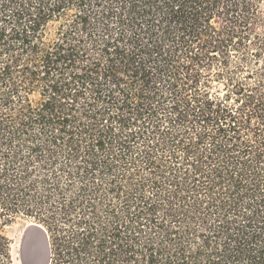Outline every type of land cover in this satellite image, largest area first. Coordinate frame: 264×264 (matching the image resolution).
Listing matches in <instances>:
<instances>
[{"label":"trees","instance_id":"trees-1","mask_svg":"<svg viewBox=\"0 0 264 264\" xmlns=\"http://www.w3.org/2000/svg\"><path fill=\"white\" fill-rule=\"evenodd\" d=\"M263 1L0 0V264H264Z\"/></svg>","mask_w":264,"mask_h":264},{"label":"rangeland","instance_id":"rangeland-1","mask_svg":"<svg viewBox=\"0 0 264 264\" xmlns=\"http://www.w3.org/2000/svg\"><path fill=\"white\" fill-rule=\"evenodd\" d=\"M264 14V1L262 4ZM212 93L223 97L225 95V81L213 82ZM36 98V96H33ZM34 220L26 217H18L10 225L3 228L5 236L11 243V255L13 264H45L46 243L41 232L30 228ZM43 258V259H42Z\"/></svg>","mask_w":264,"mask_h":264},{"label":"bare ground","instance_id":"bare-ground-1","mask_svg":"<svg viewBox=\"0 0 264 264\" xmlns=\"http://www.w3.org/2000/svg\"><path fill=\"white\" fill-rule=\"evenodd\" d=\"M32 226H33V224L30 225V227H32ZM43 237H44V240H45V243H46V249H45V251H46V255H47L48 254V245H47L48 244V240H47L46 236H43ZM46 260H47V258H46Z\"/></svg>","mask_w":264,"mask_h":264},{"label":"water","instance_id":"water-1","mask_svg":"<svg viewBox=\"0 0 264 264\" xmlns=\"http://www.w3.org/2000/svg\"><path fill=\"white\" fill-rule=\"evenodd\" d=\"M48 245V244H47Z\"/></svg>","mask_w":264,"mask_h":264}]
</instances>
